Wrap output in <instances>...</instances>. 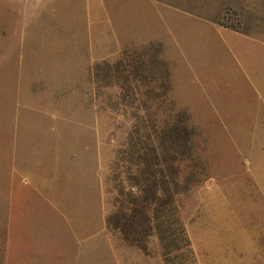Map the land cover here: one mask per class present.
Instances as JSON below:
<instances>
[{
    "label": "rangeland",
    "instance_id": "rangeland-1",
    "mask_svg": "<svg viewBox=\"0 0 264 264\" xmlns=\"http://www.w3.org/2000/svg\"><path fill=\"white\" fill-rule=\"evenodd\" d=\"M121 1L124 5L123 20L119 16ZM161 1L165 0H49L47 9L38 12L36 21L25 29L19 23L20 12L9 8L7 0H0V28L11 29L12 35L15 32V37H20V41L26 40L31 48L30 54L28 50L21 51L22 66L18 65V60H12L10 69H0V264H231L234 251L235 255L240 254L247 261V247H209V238L200 229L204 223L205 208L200 201L202 193L198 185L177 196L176 212L159 220L163 223V232L165 230L163 235L169 236L174 231L175 235L169 241L182 247H161L155 230L151 231L142 246H130L107 226L108 218L116 211L114 199L118 191L114 187V164L132 125L129 113L127 118H123L120 112L110 108L120 93L114 83L116 80H112L111 85L102 86L95 76L94 90L92 85L88 91L80 87L79 95L85 105L79 116L94 117L95 140L89 134H80L75 110L72 111L70 105L58 108V111L67 113L70 120L67 124L73 123L64 128L60 139H67L77 154L74 158L65 155L64 169L60 167L63 171L59 170L57 174L55 190L58 197H49L57 203L48 209L38 196H34L37 194V189L33 187L35 182L38 183L37 176L29 175L31 187H23V178L27 176L18 169L42 168L40 164L51 166V153L57 148L54 150V141L47 133V123L36 113L37 103L31 98L23 101L26 107L22 106L21 100L17 102L18 94H25L29 85L18 74H33L38 67L55 62L58 63V77L72 81L75 75L84 72L81 65L87 61L84 39L91 45L95 43L94 67L104 61L113 65L120 60L121 53L125 51L117 43L118 31L122 32L125 43L160 42L164 56L173 62L170 68L174 87L180 88L175 89L174 95L180 101L187 100L191 104L202 103L204 97L187 92L193 77L184 73L188 66L186 59L190 60L189 69L194 74L201 73L205 81L209 79L214 85L224 84L223 78H232L233 68L240 73L235 60L225 50L209 49L197 38L184 43L183 20L171 21L172 30L179 36L178 43H172L167 25L164 26L161 19L162 15L167 17ZM189 3L194 7L196 1L190 0ZM104 6L107 8L106 16H110L112 25L117 29L104 27ZM39 22L41 29H38ZM54 39L60 42L58 53L50 44ZM7 51V47L1 44L0 55ZM19 53L16 48L15 55ZM247 58L245 55L241 59L244 69L247 68ZM30 63L37 65L29 67ZM66 95V92L58 91V99L65 100ZM211 98L222 105L231 103L224 92L218 95L212 92ZM201 113L207 115L208 111L202 110ZM18 117L21 122L17 126ZM256 156L255 159L258 158ZM262 156L260 163L264 159ZM34 163L38 165L33 166ZM257 176L264 180V170L261 169ZM24 192L31 194L26 197L23 211ZM209 209H213L211 205ZM100 229L103 230L102 235ZM85 238L88 239L86 247L85 243H78ZM180 238L189 245L180 244L177 241Z\"/></svg>",
    "mask_w": 264,
    "mask_h": 264
},
{
    "label": "crops",
    "instance_id": "crops-1",
    "mask_svg": "<svg viewBox=\"0 0 264 264\" xmlns=\"http://www.w3.org/2000/svg\"><path fill=\"white\" fill-rule=\"evenodd\" d=\"M195 1L194 7L190 5V0L160 2L166 8L167 17L162 15L161 19L163 25H167L168 36H171L172 43H178L179 38L177 33L172 30L174 28L172 23L174 20H183L184 43L191 42V38H197L200 44L209 49L221 48L229 53L240 69V73H238L237 69L233 68L235 70H232V78H223L224 84L214 85L209 79L205 81L201 73L200 75L194 74L189 69L190 60L186 59L188 66H185L184 73H190L188 77H193L187 92L204 97L202 103L191 104L187 100L180 101L174 95L175 91L180 88L174 87L175 80L170 68L173 62L164 56L160 42L153 40L139 45L131 42L125 43L122 32L118 31L119 40L117 43L125 51L121 53L120 59L122 56L129 59L130 54L140 51L148 45L157 44L160 46V58L168 71L170 94L168 97L171 98L169 100L174 105V111L185 113L188 119V128L193 132L190 142L187 144L189 150L183 155V160L175 162L173 165L183 172L201 171L204 173L202 182L198 185L201 188L200 193H202L200 201L204 203L205 208L204 223L200 229L204 230L208 236V243L211 244L209 247H247V261L245 262L240 254L235 255L234 251L231 264H264V180L257 176L261 169L264 170V156H262V151L264 152V120L262 119L264 116V0ZM14 11L17 12V10ZM102 12L104 27L109 26L117 29L112 25L110 16H106L107 8L105 6L102 7ZM123 13L124 5L121 1L120 15L118 14L121 20H123ZM121 28L123 29L122 26ZM38 29H41L40 22ZM38 32L41 33L42 30ZM83 42L87 46V61L81 63L84 72L75 75L72 81L61 80L58 77V63L55 62L51 65L38 67V71L33 74H18L19 77L27 80L29 85L25 94H18L17 102L22 101L23 107L27 106L23 102L26 98H31V101L37 103L38 109L35 112L47 123V133L54 141L52 142L54 150L57 148L51 153L52 158L49 163L51 166L46 167V164H40L43 166L42 168L32 170L29 169L32 167H22L18 169L23 172L24 176H27V178H23L24 188L31 187L29 175L39 178L38 183L35 182L33 186L37 189V194L34 196H38L39 201L46 204L48 209L57 203L55 199L54 202L49 197L52 199L54 196L58 197L55 186L58 182L57 174L60 167L63 168L62 166L66 164L63 161L65 155L74 158L77 154L67 139H60L63 137L61 132L64 128L73 123L67 124L70 123L67 113L63 110L58 111V108L70 105V109L75 110L76 124L79 123L80 134H89L95 140L94 117L92 115L79 116L85 105L83 97L79 95L80 87L88 91L92 85L94 90L96 76L95 43L93 42L94 45H91L85 39ZM59 43V40L55 39L53 43H50L56 53H58ZM1 44H4L8 49L6 53L0 55V69L2 70L10 69L9 64L12 60H18V65L22 66L21 51L24 49L28 50L29 54L31 53V48L26 40L20 41V37L16 38L15 32L12 35L9 28H0ZM16 48L20 50L19 55H15ZM245 55L248 57L246 69L241 63V59ZM31 56L33 57V54ZM33 65L36 66L37 63H30L29 67ZM89 76H91V82H89ZM58 91L67 93L65 100L58 99ZM220 91L229 96L230 104L222 105L213 101L211 93L214 92L215 95H218L221 93ZM141 102L143 103L144 100L138 95L134 106ZM254 103L256 104L254 105ZM202 110L208 111V114L202 115ZM138 113L142 115L141 112ZM152 114L156 119L160 116L158 111H154ZM90 117H92L91 124ZM20 122L18 117L16 125L18 126ZM58 146L66 149L61 150ZM175 148L169 152V155H178ZM255 156L258 158L255 159ZM261 156L263 160L260 163ZM36 165L38 163L33 164V166ZM194 166H199V168ZM63 169L60 171L62 172ZM26 183H29V186ZM29 194L24 192L22 196L23 211L26 197ZM102 196L103 186L100 202ZM210 205L212 210L209 209ZM100 231L102 235L103 230L100 229ZM86 239L79 240L78 243L80 245L85 243L86 247L88 243V239Z\"/></svg>",
    "mask_w": 264,
    "mask_h": 264
},
{
    "label": "trees",
    "instance_id": "trees-1",
    "mask_svg": "<svg viewBox=\"0 0 264 264\" xmlns=\"http://www.w3.org/2000/svg\"><path fill=\"white\" fill-rule=\"evenodd\" d=\"M160 55V46L153 44L133 52L129 59L122 56L113 65L96 66V78L101 85H111L116 80L114 83L119 87L118 99L110 106L111 110L120 112L123 118L129 113L132 119L126 143L117 152L114 164L116 211L106 224L130 246H142L155 230L161 247L178 248L182 245L169 241L175 232L163 235L165 230L159 220L176 212L175 198L199 185L203 173L185 174L173 165L183 160L193 132L188 128L185 113L174 111L169 100L168 71ZM138 95L144 102L134 106ZM154 111L162 117L154 118ZM174 148L178 155H169ZM177 241L189 245L182 238Z\"/></svg>",
    "mask_w": 264,
    "mask_h": 264
},
{
    "label": "clouds",
    "instance_id": "clouds-1",
    "mask_svg": "<svg viewBox=\"0 0 264 264\" xmlns=\"http://www.w3.org/2000/svg\"><path fill=\"white\" fill-rule=\"evenodd\" d=\"M49 0H7V6L20 12V26L30 27L37 19V13L48 7Z\"/></svg>",
    "mask_w": 264,
    "mask_h": 264
}]
</instances>
